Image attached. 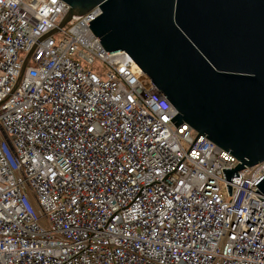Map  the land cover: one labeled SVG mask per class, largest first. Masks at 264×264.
I'll return each mask as SVG.
<instances>
[{"label":"built area","instance_id":"1","mask_svg":"<svg viewBox=\"0 0 264 264\" xmlns=\"http://www.w3.org/2000/svg\"><path fill=\"white\" fill-rule=\"evenodd\" d=\"M61 0H0V264H264V162L183 124ZM254 185V186H253Z\"/></svg>","mask_w":264,"mask_h":264},{"label":"water","instance_id":"2","mask_svg":"<svg viewBox=\"0 0 264 264\" xmlns=\"http://www.w3.org/2000/svg\"><path fill=\"white\" fill-rule=\"evenodd\" d=\"M57 33L98 7L86 25L108 54L124 52L172 105L170 120L226 151L231 178L264 162V0H61ZM250 197L264 200V175ZM253 185V186H254Z\"/></svg>","mask_w":264,"mask_h":264}]
</instances>
